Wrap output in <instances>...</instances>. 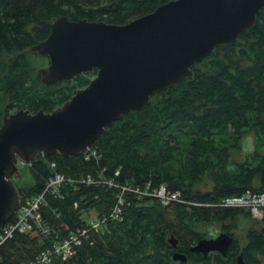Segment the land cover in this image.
Returning a JSON list of instances; mask_svg holds the SVG:
<instances>
[{
	"label": "trees",
	"instance_id": "trees-1",
	"mask_svg": "<svg viewBox=\"0 0 264 264\" xmlns=\"http://www.w3.org/2000/svg\"><path fill=\"white\" fill-rule=\"evenodd\" d=\"M168 1L0 0V125L7 111L58 108L98 72L96 68L64 83L42 80L36 61L42 57L49 62V57L31 48L49 37L56 17L126 24ZM255 21L237 40L197 61L193 78L125 112L95 140L96 154L38 153L28 164L35 177L31 185L18 184L22 201L44 189L56 169L72 176H115L122 183L144 186L167 182L169 189L182 191L180 201L163 204L129 190L122 219L93 231L71 258L54 255L52 264H236L242 253L245 264H264V212L258 218L245 205H222L229 195L264 192L263 8ZM246 133L254 135L253 146L238 154ZM207 178L211 186L200 187ZM118 191L105 182L78 181L65 183L62 195L50 192L43 212L56 231L45 237L16 232L0 244V264H33L57 234L67 235L84 224L85 210L108 215ZM75 200L79 205L74 206ZM244 217L248 227L242 241L236 230ZM216 223L235 238L228 255L191 249L203 236H212L206 225ZM173 234L179 237L177 246L169 238ZM178 250L190 262L176 260Z\"/></svg>",
	"mask_w": 264,
	"mask_h": 264
},
{
	"label": "water",
	"instance_id": "water-1",
	"mask_svg": "<svg viewBox=\"0 0 264 264\" xmlns=\"http://www.w3.org/2000/svg\"><path fill=\"white\" fill-rule=\"evenodd\" d=\"M264 0H170L126 24L58 16L52 32L31 51L50 63L39 72L46 83L65 82L98 69L91 83L54 110L7 111L0 125V228L20 209L14 174L20 159L81 154L123 113L142 108L174 83L194 77V64L217 46L232 43L256 23ZM177 246L179 237H169ZM231 232L203 236L191 248L228 255ZM176 260L188 261L183 251ZM243 253L236 264L244 263Z\"/></svg>",
	"mask_w": 264,
	"mask_h": 264
},
{
	"label": "built area",
	"instance_id": "built-area-1",
	"mask_svg": "<svg viewBox=\"0 0 264 264\" xmlns=\"http://www.w3.org/2000/svg\"><path fill=\"white\" fill-rule=\"evenodd\" d=\"M86 155L96 154L97 149H88L85 151ZM33 162H30L32 164ZM53 166H56L58 163H51ZM120 173V170L117 171V174ZM83 182V183H92L99 185L101 183L110 184L111 187L117 186L119 190V199L114 202L111 211L108 215L100 214L99 211H94L88 214L83 225L76 226L75 230H71L67 235L60 236L55 238L51 242V246L43 248L39 254L36 255V260L33 264H52L54 255L60 256L62 258H71L78 250V247L83 245L85 239H89L92 232H101V229L108 225L111 219L118 217V213L125 212V199L126 194L123 192L125 190L140 193L143 196H148L151 194H160L165 193L170 197H176L182 195V191L179 189L173 190L168 188V183L163 182V184L158 186H151V183L147 186L143 184H131L130 182L125 181L124 183L118 181V179L113 176L112 178L94 177L92 173H87L86 175H68L63 170L56 169L52 174L46 179V185L44 189L37 191L35 194L28 195L25 197L24 201L21 200L20 209L17 211V215L14 216L11 223L8 227L0 231V244L7 242L12 238L16 232H28L32 236L41 235L43 237L50 235L52 231H56L55 225L51 220H48L44 216V206L47 204V198L50 192L54 194L62 195V188L65 183H74V182ZM223 202H228L233 205H245L247 203H257L259 207L254 208L252 213L262 216L264 207V192H257L255 190H247L246 193H242L239 196L229 195L222 199ZM79 205V200H75L74 206ZM36 231V232H35Z\"/></svg>",
	"mask_w": 264,
	"mask_h": 264
},
{
	"label": "rangeland",
	"instance_id": "rangeland-1",
	"mask_svg": "<svg viewBox=\"0 0 264 264\" xmlns=\"http://www.w3.org/2000/svg\"><path fill=\"white\" fill-rule=\"evenodd\" d=\"M41 58H40V60L36 61L39 69H41L42 67L47 65V63H49V62H47L48 61L47 59H45V58L41 59ZM253 143H254V135H252L251 133H246L244 135L243 142H242L243 150L239 151L238 154H242V153L250 150L251 147L253 146ZM93 148L94 147L90 145L89 149H93ZM18 170H19L18 173L14 174L15 182L18 183L20 186L31 185V181L34 179L35 176H34L33 170H31V167H29L28 163H25L23 161L19 162ZM211 184H212V181L210 180V178H207V180H205L203 183L200 184V187L209 188L211 186ZM113 188L116 189L117 186H114ZM114 202H113V204H114ZM92 211L94 212L95 210H92ZM123 215H124V213H123ZM252 216H254V215H252ZM243 220H244V222H243ZM218 225H219L218 223H216V225H212V226L208 225V224L206 225V227L212 232V236H215L219 232H222L221 227ZM240 225H241L240 228H238L236 230V235L239 238H241L242 241H245L246 240L245 233H246V229L248 227V223L246 222V217H244L241 220ZM188 264H191V263H188ZM192 264H199V263L192 262Z\"/></svg>",
	"mask_w": 264,
	"mask_h": 264
},
{
	"label": "bare ground",
	"instance_id": "bare-ground-1",
	"mask_svg": "<svg viewBox=\"0 0 264 264\" xmlns=\"http://www.w3.org/2000/svg\"><path fill=\"white\" fill-rule=\"evenodd\" d=\"M139 18V17H138ZM124 114V113H123ZM40 153V152H39ZM40 154H44V155H47V154H45V153H40ZM21 161H23V162H25V163H28V164H30V162H28V160H25V159H20V161L19 162H21ZM31 162H34V161H31ZM149 185V184H148ZM147 188H150V186H147ZM128 192H130V191H127V190H125L124 192H123V194L125 195L126 193H128ZM148 196H153V197H156L157 199H159L160 201H161V203H165V204H170L171 202H174V201H180V195H178V196H176V197H170L169 195H167V194H165V193H162V195H160V194H151V195H148ZM222 205H224V206H228V205H231L230 203H226V202H223L222 203ZM247 209L249 210V211H252L254 208H256V207H259V205L257 204V203H255V202H253V203H247ZM263 208L264 207H262V211H263ZM93 211L92 210H85L84 211V213H83V217H86L88 214H90V213H92ZM264 212V211H263ZM252 213V212H251ZM109 214V213H108ZM15 215H17V212H16V214ZM118 215V217H114V219H122V212H120V213H118L117 214ZM252 215H254V216H257L258 218H261L262 216H258V215H256V214H254V213H252ZM14 218V217H13ZM12 218V219H13ZM11 221L12 220H9V221H7V224L4 226H2L1 228H0V231L2 230V229H4L6 226L8 227L9 225V223H11ZM49 247V246H48ZM192 249V248H191ZM194 250V249H193Z\"/></svg>",
	"mask_w": 264,
	"mask_h": 264
},
{
	"label": "flooded vegetation",
	"instance_id": "flooded-vegetation-1",
	"mask_svg": "<svg viewBox=\"0 0 264 264\" xmlns=\"http://www.w3.org/2000/svg\"><path fill=\"white\" fill-rule=\"evenodd\" d=\"M49 63H50V59H49ZM49 63H47V65L49 64ZM18 172H16L15 174H17ZM184 262V261H183ZM188 262H190V261H188Z\"/></svg>",
	"mask_w": 264,
	"mask_h": 264
}]
</instances>
